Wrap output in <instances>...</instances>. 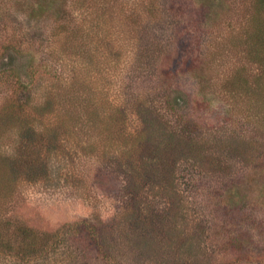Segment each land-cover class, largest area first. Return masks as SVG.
<instances>
[{
	"label": "trees",
	"instance_id": "obj_1",
	"mask_svg": "<svg viewBox=\"0 0 264 264\" xmlns=\"http://www.w3.org/2000/svg\"><path fill=\"white\" fill-rule=\"evenodd\" d=\"M56 8L50 35L9 30L0 20V79L9 85L0 96V201L35 180L91 202L85 171L95 163L121 185L122 206L109 221L96 215L63 232L0 219V261L77 264L71 250L80 244L93 246L102 264H241L242 243L231 250L238 238L204 234L219 223H191L179 173L230 181L214 195L229 211L264 197V0H249L243 25L195 69L203 98L226 104L217 125L188 114L174 89V0H60ZM30 53L43 55L38 64ZM18 56L28 66H15Z\"/></svg>",
	"mask_w": 264,
	"mask_h": 264
},
{
	"label": "rangeland",
	"instance_id": "obj_2",
	"mask_svg": "<svg viewBox=\"0 0 264 264\" xmlns=\"http://www.w3.org/2000/svg\"><path fill=\"white\" fill-rule=\"evenodd\" d=\"M48 1L50 3L45 0H22L18 5L14 4V1L5 0L8 3L4 5L0 0V20H7L6 23L14 26L9 27V30L16 28L17 32L36 33L39 36L50 35L56 18L54 14L57 9L56 2L60 0ZM220 2L221 0H174L173 11L177 23L174 33L177 34L175 56L178 62L174 89L185 101L187 100L186 112L188 114L194 116L200 123L213 125L224 122L227 107L225 102L214 97L203 98L199 91L196 78L198 74L195 69L198 68L200 62L202 63L203 54L220 49L222 46L220 47L219 44H222V41L227 40L235 30L243 25L245 14L249 12V0H225L226 6L222 8L219 7ZM216 23H218V29L214 26ZM0 29L2 32L5 31L3 27ZM212 33L214 37L208 38L207 35ZM41 56L43 55L37 53L29 55L31 59L33 58L34 65L39 63ZM29 62V58L23 59V56H18L14 64L25 67ZM2 64L0 63V66ZM7 88H9L8 83L0 79V96ZM130 119L132 128H137L138 123L135 118L130 115ZM76 167L82 172L87 166H82L78 162ZM100 167L94 163L85 171L90 173L95 187L96 197L91 202L79 198L69 186L30 180V184L22 186L21 193L11 200L5 199L2 203L0 201V219L8 222L9 226L23 222L38 231L48 233L58 230L63 232L66 226L83 220L92 221L96 215L104 221H109L122 206V189L119 183L115 186L108 174L99 173ZM233 168L238 173L242 169L239 164ZM181 170L179 190L186 198L188 218L191 223L197 227L210 222L213 227L215 223L216 226L218 223L220 226V222H223L225 226L221 229H218V226L214 231L207 227V232L204 234L208 237L222 234L227 238H233V241L238 238L239 244L236 241L231 250L239 249L241 243L244 249L240 251L241 255L235 257V260L241 264H261L260 256L264 255V197L255 201L257 204L250 205L242 211H229L218 205L214 195L226 190L230 181L209 180L201 176L197 170H190L189 175L187 169ZM226 214L232 217L231 224L225 219L221 221ZM223 228L228 232L225 233ZM215 242L214 244L217 245L218 243ZM206 247L210 248V252L217 253L218 251L217 247H212L210 244H206ZM65 250H67L66 247L63 252ZM71 251L72 262L102 264L93 246L85 248L79 244V247L75 246ZM216 253V261L221 262L222 258ZM0 264L27 263L7 257V259H2Z\"/></svg>",
	"mask_w": 264,
	"mask_h": 264
}]
</instances>
